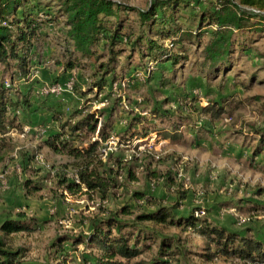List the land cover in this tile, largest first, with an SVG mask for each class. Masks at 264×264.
Wrapping results in <instances>:
<instances>
[{
	"label": "trees",
	"instance_id": "1",
	"mask_svg": "<svg viewBox=\"0 0 264 264\" xmlns=\"http://www.w3.org/2000/svg\"><path fill=\"white\" fill-rule=\"evenodd\" d=\"M130 11L137 14L136 27L122 19ZM263 12L264 0H157L144 10L115 0H0V164L8 156L2 152L7 135L22 126L17 112H26L33 102H40L58 124L41 146L67 157L73 171L68 177L70 167L59 170L58 184L70 195H97L107 200L119 187L121 175L137 181L134 164L122 156L112 154L103 160L100 155L103 143L114 130L116 105L126 99L123 91L140 94L133 102L140 112L128 110L124 130L116 133L120 146L129 148L135 139H145L151 132L172 144H198L205 139L204 132L211 131L208 127L231 114L232 106L222 97L195 106L193 92L181 90L183 84L177 83V77L193 61L206 84L221 76L217 86L222 90L237 61L254 55L262 57L256 44L264 35ZM48 28L57 29L62 46L61 55L51 60L38 54L36 47ZM44 61L52 62L62 77L80 71L74 79L73 93L84 101L66 118L49 104L55 96L43 91L59 78H51L49 85L34 79L36 65ZM40 73L42 77L45 74ZM141 73L147 75L140 77ZM192 86L203 89L201 81ZM37 88L39 96H45L33 101ZM168 88L173 91L165 95ZM207 91L206 96L210 95ZM115 94L118 96L112 102ZM92 102H110L113 106L95 112ZM254 133L260 141L253 159L264 151V129L254 128ZM186 137L191 141H183ZM35 158L22 161L21 170L26 172ZM32 171L35 179L24 182L26 197L44 189L40 170ZM154 173L159 172L150 171L165 186L177 187L172 172L163 176ZM177 191L180 202L173 206L135 191L133 198L148 210L133 214L124 206L116 214L108 212L102 219L91 220L87 234L59 235L52 245L58 263L67 264L72 259L77 264H187L188 256L194 253L187 241L178 234H164V229L176 228L197 234L203 245L196 255L206 262L224 258L264 264V239L254 235L252 228L230 229L201 209L176 214L188 197L187 191ZM245 207L235 206L239 211ZM247 211H264V206L255 202ZM42 224L26 212L5 220L0 225V264H38L27 258L25 248L10 247L6 238L35 232ZM82 244L85 247L81 250Z\"/></svg>",
	"mask_w": 264,
	"mask_h": 264
},
{
	"label": "rangeland",
	"instance_id": "2",
	"mask_svg": "<svg viewBox=\"0 0 264 264\" xmlns=\"http://www.w3.org/2000/svg\"><path fill=\"white\" fill-rule=\"evenodd\" d=\"M115 1L144 10L157 0ZM124 14L126 15H122V19L126 20L127 25L136 27L137 14L133 11ZM56 33L57 29L52 31L48 28L42 39L36 43L37 52L44 59L51 60L61 55L62 46L59 45L60 39H57ZM256 48L262 57L258 58L254 55L255 57H244L237 61L236 69L228 73L227 82H224L222 90L217 86L222 82L221 76L216 81L206 84L198 76L193 61L185 65L187 67L182 69L177 83L180 86L183 84L184 87H180L181 90L193 92L194 105L205 106L209 99L219 100L222 97L229 99L232 106L231 114L216 123L214 129L211 128L212 133H207L208 141L199 148L179 143L170 144L159 138L139 139L140 142L135 139L129 148L119 146L114 151L115 157L122 156L128 163L134 164L137 181H130L125 178V175H121L118 178L119 187L114 189L113 194L107 200H101L97 195L79 193L70 195L68 191H65L58 184L57 174L59 170L68 166L70 167L68 177L72 176L73 171L69 159L57 156L48 149L40 147L42 136L40 133L46 128L33 122L36 118L41 121L47 115L38 112L36 115H31V121L28 118L31 113L18 115L20 121L29 120V130L24 126L11 130L2 150L8 156L0 164V225L7 219L16 218V214L20 212H26L29 216L38 218L43 224L35 232L7 237V244L12 248L19 246L25 248L27 258L38 264L45 262L59 264L54 254L55 249L52 248L59 235L87 234L90 231L91 220L102 219L108 212L116 214L124 206H128L133 214L148 210L143 206L144 203L137 202L133 198L135 191L162 199V203L166 206H173L180 202L177 191L179 189L187 191L188 197L175 210L176 214L191 213L201 208L217 223L237 231L252 228L254 235L257 234L259 238L264 239V211L248 212L247 208L251 209L253 206H247L243 209L244 211H239L233 208L232 204L239 200H254L264 206V151L258 159H250L260 141V136L254 133V128L264 129V35L256 44ZM43 69L50 73L51 78H59L56 84L62 85L66 91L69 90L68 83L71 80L74 83V79L76 80L80 74V71L76 70L62 77L61 71L50 61L43 62ZM87 71L82 72L88 75ZM254 74L255 77L251 78ZM146 75L141 73L140 77ZM38 77L39 73L36 72L34 78ZM200 81L203 89L192 86ZM49 82L51 84L52 81ZM165 90L167 92L165 95L173 91L171 88ZM206 91L210 95L206 96ZM122 94L126 99L119 106L116 105V114H113L112 119L114 120V131L111 135L117 138L116 133L121 132L119 131L120 122L123 117L126 118L128 110L135 108L136 112H140V109H136L133 103L139 100L140 94H134L128 89ZM67 95L63 92L53 95L56 101L51 98V102H59L58 100L61 102ZM93 95L90 98H93ZM117 96L118 94L114 95L112 102ZM112 106L110 102L109 104L102 102L97 104L95 109L103 110ZM193 118L198 120L197 116ZM186 140L189 142L191 139L187 137ZM150 143L152 147L149 146ZM139 146L142 148L139 149ZM31 156L36 157L35 160L26 172L21 170L20 163ZM133 156L139 161H134ZM36 169L40 170L38 176L45 179L44 189L26 197L24 182L27 179H35L36 176L32 170ZM150 171H158L159 173H154V175L161 174L162 176L167 172H172L178 184L177 187L165 186L157 178H153ZM218 207L221 211L217 209ZM164 234L167 236L178 234L187 241L188 249L194 252L193 255L188 256L187 264H247L239 260L224 258L206 262L196 255L197 252H202L203 245L197 234L184 233L176 228L164 229ZM84 247L83 244L79 246L81 250ZM72 257L76 260L77 254ZM76 261L71 259L67 264H77Z\"/></svg>",
	"mask_w": 264,
	"mask_h": 264
},
{
	"label": "crops",
	"instance_id": "3",
	"mask_svg": "<svg viewBox=\"0 0 264 264\" xmlns=\"http://www.w3.org/2000/svg\"><path fill=\"white\" fill-rule=\"evenodd\" d=\"M36 69H38V73H39V77L37 78V79H40L41 81H45L46 83V85L48 84L49 85V80L51 79V75H50V73L48 72V71H45L44 69H43V65L41 64V65H36V67H35ZM42 71H44L45 72V74H44V76L42 77V75H41V73L40 72H42ZM80 73V72H79ZM80 75V74H79ZM179 77V76H178ZM177 77V78H178ZM35 79V78H34ZM181 87H184L183 85L181 86ZM36 91H35V93H34V100H36V99H38V98H42V97H44V96H39V94L37 93V89H35ZM64 94L66 93V94H68L67 96H66V98L65 99H62V101L60 102V100H58L59 102H49V104L50 105H53V106H56L55 108L57 109V110H59V111H61L64 115H65V118L67 117V116H69L75 109H77L78 107H80L82 104H83V101L84 100H82L80 97H77V96H75L74 95V93H73V89H72V91H70V90H67L66 92H63ZM90 96H92V94L90 95ZM55 99V98H54ZM33 100V101H34ZM56 101V100H55ZM99 103H101V102H92V110L93 111H100V110H97V109H95V107H96V105L97 104H99ZM207 104V103H206ZM35 111V112H34ZM38 112L39 113H43V115H47L46 116V118L45 119H42L41 121H39L37 118L36 119H34V123H37V125H42V126H44L45 128H46V130H44V131H42L41 133H40V135H42L41 136V143H40V147H42L41 145H43V140L44 139H46L49 135H51L53 132H54V130H56L57 128H58V124L57 123H55V122H53V119H52V112L50 111V110H48V109H46V107H41V105H40V102H33V105H32V108L30 109V110H28V111H26V112H22V110H19L18 112H17V115H21V113H31L30 114V117H28V118H30V121L32 120L31 119V115L33 116V115H36V114H38ZM116 114V111L114 112V115ZM18 117H20V116H18ZM127 117V116H126ZM113 118H114V116H113ZM126 119L127 118H125V117H123V120H121V122H120V126H121V129H119V131H123L124 130V128H125V126H124V124H125V122H126ZM19 120H20V118H19ZM20 122H22V126L21 127H23L24 126V128L25 129H28L29 130V127H28V123H29V120L27 119V120H25V122H23V121H20ZM32 123V122H31ZM113 124H114V120H113ZM214 125H216V124H214ZM214 125H212V126H210V127H208L207 129L208 130H211V128H213L214 129ZM114 126V125H113ZM114 128V127H113ZM41 130V129H40ZM114 131V130H113ZM212 131V130H211ZM211 131H209V132H211ZM112 133V132H111ZM114 133V132H113ZM118 133V132H117ZM212 133V132H211ZM204 134H205V139H201V140H199L198 141V144H195V145H187V146H193L194 148H199L200 146H202V144H206V141H208V135H207V133H205L204 132ZM210 134V133H209ZM146 138H149V139H151V138H159V139H161V137L157 134V133H155V132H151L150 134H148V136H146ZM190 138V137H189ZM187 137L183 140V141H185V142H188L187 140ZM165 142H168V143H170V144H172L171 143V141L169 140V139H163ZM191 141V140H190ZM189 141V142H190ZM180 145H181V143H179ZM178 144V145H179ZM208 144V143H207ZM183 145V144H182ZM42 149H46L45 147H42ZM260 157V155L259 156H257V157H254V159L252 158V157H250V159L252 160H255V159H258ZM241 202H243V203H241ZM233 204V208H235V206H239V208L242 206V207H244V205H246V206H253V204H255V201L254 200H239V201H237V202H233L232 203ZM199 209H201V208H199ZM219 211H221V209L218 207L217 208ZM236 209H238V208H236ZM201 211H204L203 209H201ZM211 217V216H210ZM212 218V217H211ZM213 219V218H212ZM214 220V219H213ZM215 221V220H214ZM229 228V227H228Z\"/></svg>",
	"mask_w": 264,
	"mask_h": 264
},
{
	"label": "built area",
	"instance_id": "4",
	"mask_svg": "<svg viewBox=\"0 0 264 264\" xmlns=\"http://www.w3.org/2000/svg\"><path fill=\"white\" fill-rule=\"evenodd\" d=\"M67 87L70 91H72L73 80H71L68 83ZM43 91L45 94L57 95V94H60L66 90L62 85L56 84V85L45 87V89ZM140 141L141 140H138V142H140ZM119 146H120L119 138L115 137L114 135H110V137L103 143V146L100 149L101 158L103 160H106L110 155L114 154V151L117 150ZM149 146L152 147L151 143ZM141 148H142V146H139V149H141Z\"/></svg>",
	"mask_w": 264,
	"mask_h": 264
}]
</instances>
